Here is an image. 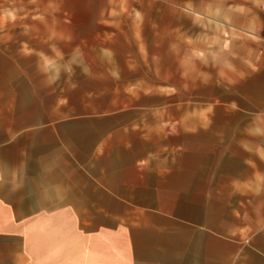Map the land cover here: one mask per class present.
<instances>
[{
    "label": "crops",
    "instance_id": "crops-1",
    "mask_svg": "<svg viewBox=\"0 0 264 264\" xmlns=\"http://www.w3.org/2000/svg\"><path fill=\"white\" fill-rule=\"evenodd\" d=\"M242 4L216 19L230 37L240 30L256 43L263 63L264 0ZM36 38L6 62L36 75L0 82V264H264V89L259 113L211 110L244 123H189L183 109L174 121L172 109L125 107L124 95L119 104L90 88L77 93V73L51 72L62 64L45 61ZM228 49V67L213 69L230 83ZM93 62L68 67L83 69L88 85L121 82L112 61ZM180 68L182 82L208 76L189 62ZM172 76L170 67L160 78L169 85Z\"/></svg>",
    "mask_w": 264,
    "mask_h": 264
},
{
    "label": "rangeland",
    "instance_id": "rangeland-1",
    "mask_svg": "<svg viewBox=\"0 0 264 264\" xmlns=\"http://www.w3.org/2000/svg\"><path fill=\"white\" fill-rule=\"evenodd\" d=\"M242 3L244 0H0V82L13 72L36 75L31 66L11 69L6 62L20 61L19 47L36 45L39 35L44 40L45 61L62 64L51 72L62 77L77 73V93L90 88L117 97L119 104L124 95L125 107L172 109L174 121L179 119L176 110L183 109L189 110V123L197 118L207 123H223V119L244 123L243 114L224 117L211 113L225 108H248L255 113L261 109L256 97L264 89L262 53L242 31L230 37L216 19L229 5L238 9ZM104 21L113 26L101 25ZM103 45L105 54L94 52ZM230 45L236 50L230 56L237 75L229 83L218 79L213 66L228 67ZM49 46L55 52L48 51ZM102 57L116 66L112 71L121 76L120 83L88 85L79 75L83 69L68 67L70 60L91 65ZM182 61L189 62V70L195 74L200 69L208 76L182 82ZM150 66L157 68L156 84L149 83L154 72ZM170 67L172 84L165 85L160 77ZM61 83L64 86L63 80Z\"/></svg>",
    "mask_w": 264,
    "mask_h": 264
}]
</instances>
